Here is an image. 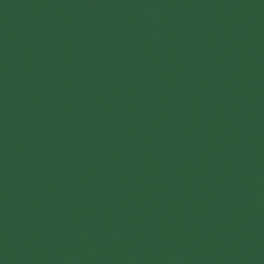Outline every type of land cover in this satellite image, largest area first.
Segmentation results:
<instances>
[{
  "label": "water",
  "instance_id": "95a60500",
  "mask_svg": "<svg viewBox=\"0 0 264 264\" xmlns=\"http://www.w3.org/2000/svg\"><path fill=\"white\" fill-rule=\"evenodd\" d=\"M0 264H264V0H0Z\"/></svg>",
  "mask_w": 264,
  "mask_h": 264
}]
</instances>
